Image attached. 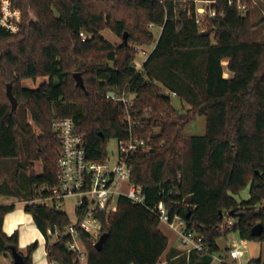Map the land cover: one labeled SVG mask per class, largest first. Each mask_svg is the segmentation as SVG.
Instances as JSON below:
<instances>
[{"label": "trees", "instance_id": "1", "mask_svg": "<svg viewBox=\"0 0 264 264\" xmlns=\"http://www.w3.org/2000/svg\"><path fill=\"white\" fill-rule=\"evenodd\" d=\"M5 2L9 12H20V22L6 15ZM248 5L243 12L229 0H217L223 15L207 24L205 34L194 17V0H0V159L17 160L19 170L28 173L19 188L27 185L29 198L57 184L61 145L55 119L74 118L88 157L96 161L106 159L111 138L125 135L124 111L107 98L109 87L135 94L142 135H152V147L131 160V180L142 187L145 205L121 196L116 211L101 214L107 237L101 249L84 238L85 262L69 249L68 235L50 242L48 228L63 231L71 222L67 212L24 206L47 240L51 262L159 264L169 243L152 211L160 200L203 236L207 248L189 255L171 249L168 264L175 257H183L182 264H210L221 251L217 239L232 231L248 241L264 240V211L256 208L264 199V42L254 39L251 0ZM5 17L7 25L1 22ZM150 24L161 26L156 41ZM105 29L122 42L105 39ZM154 42L138 70L137 47ZM224 60L231 78L224 77ZM75 72L82 73L85 89L76 84ZM38 77L47 80L36 88L21 85ZM8 83L19 103L15 110ZM172 92L188 104L184 110L172 104ZM198 115L206 117V132L185 135ZM15 187L4 181L0 192L13 193ZM245 188L249 196L238 200ZM14 209L15 204L0 205V256H11L12 246L19 250V232L4 231L5 216ZM232 210L237 223L226 227ZM258 223L263 231L253 236ZM37 247L34 241L20 251L26 264H33ZM250 262L264 264L260 258Z\"/></svg>", "mask_w": 264, "mask_h": 264}, {"label": "built area", "instance_id": "2", "mask_svg": "<svg viewBox=\"0 0 264 264\" xmlns=\"http://www.w3.org/2000/svg\"><path fill=\"white\" fill-rule=\"evenodd\" d=\"M203 4H196L194 17L200 27H204L212 19L223 15L215 4L217 0H200ZM249 0H229V4H236L238 9L245 12L248 10ZM7 16H19L18 12L11 13L8 4L5 2ZM191 14L190 8H186ZM1 22L7 25L6 17ZM152 29L154 24H150ZM14 28V27H13ZM82 40L88 38L87 33L80 32ZM140 52V47H137ZM151 52V51H150ZM150 52L143 51L144 59L141 63L135 60L134 66L141 70L143 63ZM176 96L175 92L171 93ZM108 99L119 102L124 111L123 124L125 135L117 139L116 161L111 162L109 154L104 161L92 160L88 157L86 150L85 135L77 129L76 122L72 117L57 118L53 121V129L59 136L61 150L57 161V184L54 187L45 185L38 194L25 200L24 204H40L48 208L61 210L63 202L67 198L77 200L75 206V220L71 221L63 231L58 228H48V233L57 237L69 236L68 247L78 253L81 262L86 261V249L84 238L96 243L102 235L103 222L101 214H110L117 210L118 199L121 196L128 197L134 203L145 205L146 195L141 186L131 180V160L135 153L141 150H149L153 143L150 136L144 137L142 130L143 121L139 118L134 109L135 94L127 89L119 91L109 87L106 92ZM181 174L178 175V180ZM184 206V204L182 205ZM258 210L264 211V199L256 205ZM152 211L158 216L161 222L166 223L178 234L187 255L193 251L203 252L205 246L203 236L188 226L186 219L178 212L173 215L170 212L168 203L160 200ZM237 223V217L226 214L224 226L233 227ZM248 240L235 241L223 254H213L210 264H255L244 260L248 252ZM52 264H57L52 262Z\"/></svg>", "mask_w": 264, "mask_h": 264}, {"label": "rangeland", "instance_id": "3", "mask_svg": "<svg viewBox=\"0 0 264 264\" xmlns=\"http://www.w3.org/2000/svg\"><path fill=\"white\" fill-rule=\"evenodd\" d=\"M195 2V0H194ZM196 4L199 6L203 4L200 0H196ZM19 16L16 18L17 22H20L21 20V14L20 12ZM250 15L251 20L253 23L257 24L256 28L254 29L253 35L255 40L264 41V0H251L250 5ZM209 24V23H208ZM207 26V23H206ZM205 26V27H206ZM204 27H201L202 30ZM154 35H155V41L159 38V35L161 33V26L154 25L152 28ZM207 29V28H206ZM205 29V30H206ZM102 35L105 39H107L109 42L119 45L122 42V39L115 35L110 29H105L102 31ZM155 45V42L152 45L148 46H141L140 52L137 57V62L141 63L144 59L143 51L150 52ZM47 80V77H38L37 79H23L21 81V85L28 88H36L39 86V84L43 81ZM5 92V91H4ZM172 104L179 110H184L188 106L187 103L182 102L180 98L176 96H172ZM21 106V104H20ZM19 107V103H18ZM31 122V120H30ZM32 123V122H31ZM206 132V117L204 115H198L194 120H192L184 129V134L187 136L191 135H202ZM108 154L109 158L111 159V162L114 163L116 161V155H117V139L111 138L108 141L107 144ZM36 172L41 171V164L36 163L35 165ZM28 176V173L26 174L22 169L19 170L17 160H5L0 159V184H2L4 181H8L9 183L16 184L15 190L13 193H7V192H0V205L3 204H15V209L11 211V213L7 216V221H9L10 225L15 224L20 220V218L26 213L25 211V200H27L31 192L27 185L22 189L19 188V185H24V178L23 176ZM249 196V188L243 189L238 195V200L245 199ZM77 204V200L74 198H67L62 205L61 210L68 213V215L71 218V221L75 220V206ZM30 219V217H29ZM6 221V222H7ZM6 225V223H5ZM23 238L27 239L33 236V233L30 229H27V226L25 223H23ZM162 231L166 234V236L169 239L167 250L164 252L165 258L168 259L170 257V251L171 249H176L179 252H183L185 255H187L185 248L183 247L181 240L176 233L175 230H173L170 226H168L166 223L161 222L160 224ZM7 226H5L6 228ZM8 228V227H7ZM8 230V229H7ZM241 237L238 232H229L226 235H222L217 239V243L221 248V251L219 254H223L226 252L227 247H230L233 245L235 241L240 242ZM57 240L56 236H52L50 238V242H55ZM34 242V241H33ZM248 252L246 253L244 260L248 261V259H259L261 258L262 261H264V240H249L248 241ZM37 249V248H36ZM19 250L21 252L25 251V248H20ZM0 262L2 264H12L13 259L9 256H0ZM183 263V257H178L175 259L174 264H182ZM215 264H219L216 262Z\"/></svg>", "mask_w": 264, "mask_h": 264}, {"label": "crops", "instance_id": "4", "mask_svg": "<svg viewBox=\"0 0 264 264\" xmlns=\"http://www.w3.org/2000/svg\"><path fill=\"white\" fill-rule=\"evenodd\" d=\"M257 41H260V40H257ZM260 42H264V41H260ZM223 67H224V77L225 78H231V77L234 76V73L228 69V60H224L223 61ZM41 171H42V166H41ZM10 213L11 212L6 214V216H5L4 231L6 233H8V234H12L15 230H17L19 232V247L20 248H25V251H26L27 246L29 244H31L33 241H38V247L34 251L33 256H32V263L33 264H52V262L48 258V254H47V248H46L47 240L44 237V235L42 234V232L36 226V223H35L32 215L30 213L26 212V213H24V215L20 218V220L18 222H16L13 225H10L9 221H7V216ZM29 217H30V219H29ZM5 223H6V225H5ZM23 223L26 224L27 229H30L32 232H34L33 236H31L30 238H27V239L23 238V236H24L23 233H25L22 230L23 226H24V225H22ZM5 226H7L8 228L7 227L5 228ZM160 228H161V226H160ZM227 248H229V247H227ZM164 256H165V254L162 255V258H161V261H160L159 264H168V259L169 258L166 259ZM175 259H176V257L173 258V260H175Z\"/></svg>", "mask_w": 264, "mask_h": 264}, {"label": "water", "instance_id": "5", "mask_svg": "<svg viewBox=\"0 0 264 264\" xmlns=\"http://www.w3.org/2000/svg\"><path fill=\"white\" fill-rule=\"evenodd\" d=\"M204 33L207 34L208 32L204 31ZM127 38H128V32H125L124 36H123V39L125 42L127 41ZM74 78H75L76 84L78 86L82 87L83 89L86 88L84 78H83V75L81 72H75ZM12 87H13L12 83L7 84V96L9 97V99L12 103V109L15 110L18 106V101H17V98L13 94ZM229 214L232 217L238 216V213L234 212L233 210L230 211ZM187 216H189V214H187ZM262 231H263V225L261 223H258L252 227L251 233L253 236H259V235H261ZM106 237H107V233L106 232L102 233V235L100 236L98 241L95 243V247L97 249H101L103 247V244L106 240ZM11 257L13 259L14 264H26L22 253L20 252V250H18V248L16 246L11 247Z\"/></svg>", "mask_w": 264, "mask_h": 264}]
</instances>
